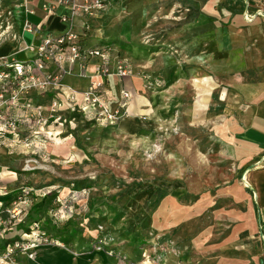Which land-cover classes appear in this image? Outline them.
Returning a JSON list of instances; mask_svg holds the SVG:
<instances>
[{"label": "rangeland", "instance_id": "374dc122", "mask_svg": "<svg viewBox=\"0 0 264 264\" xmlns=\"http://www.w3.org/2000/svg\"><path fill=\"white\" fill-rule=\"evenodd\" d=\"M113 3L119 4L116 10L105 15L101 27L92 26L85 43H114L116 53L145 67L152 112L140 117L145 125L133 137L84 126L81 147L88 158L77 170L49 177L25 174L32 185L15 191V198L29 190L32 206L40 208L9 226H21L29 234L38 223L41 238H27L35 246L34 257L18 253L16 263L264 264L253 205L236 196L239 186H245L244 173L225 158L221 142L210 141L204 128L195 131L189 125L191 109L200 100L193 80L213 78L229 64L223 60L224 47L216 44L221 32L213 31L216 43L208 56L214 59L206 63L201 59L207 51L206 29L190 34L181 30L197 18L196 10H185L189 13L184 21V7H173L171 0L140 8L138 15L130 0ZM5 4L14 9L16 3ZM175 31L180 38L172 42L168 38ZM181 43L190 47L188 57L181 53ZM14 44L5 43L0 57L17 50ZM190 53L198 60L191 61ZM211 96L208 110H215L219 95ZM205 110L198 109L197 121ZM185 148L195 152V159L189 150L180 153ZM196 160L197 167L191 165ZM52 179L60 185H53ZM21 239L23 233L14 242Z\"/></svg>", "mask_w": 264, "mask_h": 264}, {"label": "crops", "instance_id": "0c3cea01", "mask_svg": "<svg viewBox=\"0 0 264 264\" xmlns=\"http://www.w3.org/2000/svg\"><path fill=\"white\" fill-rule=\"evenodd\" d=\"M1 1L7 9H11L12 11L17 9L14 13V15L16 14L14 21L17 31L20 32L21 27L19 21L23 20V15L17 14L22 10L19 9L21 0H13L16 3L14 9L5 4L7 0ZM120 1L117 0V3H120ZM130 1L131 3L128 5L138 15L140 8L144 10V8L146 9L147 6L153 3L159 1L167 2L170 0ZM171 1H173V7L183 6V11H197V18L185 22L181 30L185 34H190L192 30L198 29L199 27L206 29L205 41L207 51L203 52L202 56H204L201 57V59H205L206 63L214 59L208 56L211 45L216 43L213 38V31L216 29V31L221 32L220 41L216 44L224 47L223 60L229 61V64L227 68L222 66L221 71L216 70L214 73L216 75L213 78L206 76L193 80L196 91L200 93V100L191 109V121L189 125L195 131L204 128L207 131L206 135L210 141L221 142L225 158L235 162L236 169L241 171V174L244 173L245 186H239L236 196L240 200L251 201L253 214L257 219L258 235L261 241V237L264 235L263 4L261 0ZM49 2L50 0H31L32 8L35 11L31 20L44 31L60 33L62 26L59 24V18L52 13H46L41 8L43 4ZM112 4L114 3L112 2ZM112 4L93 22V25L102 26L101 24L105 19V15L116 10L114 8L119 5ZM186 11L183 13L184 21L189 13ZM208 29L211 32H208ZM57 30L59 32H55ZM30 38L32 39V37ZM177 38H180L179 31H175L173 36L169 37L168 40L172 39L173 42ZM181 44V53L185 54V57H188L191 51L190 47L188 49V44ZM14 45L17 46L16 44ZM112 54L111 70H114L116 60L123 56L120 52L116 53L114 50ZM211 54L213 56V53ZM196 58L198 56L191 55L190 60L196 61L198 60ZM97 64L98 61L93 59L89 64V72H92L94 66ZM132 65L136 69V74L133 77L125 79L111 77L105 87V95L113 104L121 102L123 91L130 93V99L127 102L128 115L119 122L111 125L101 123L92 112L83 113L79 98L71 105L70 100L62 92L60 99L63 103L61 109L63 113V125H54L42 133L41 136L45 140L44 149L32 151L25 147L23 145V133L16 138V147L0 149V207L2 203L4 206L9 204L15 191L25 185H32L30 182L31 179L25 175L26 173L35 175L45 174L49 177V175L68 173L83 166L88 158L85 149L83 146L81 147L82 137L85 134L83 130L84 126L89 124L95 128H110L131 137L136 136L142 131L145 122L140 117H148L152 112L148 99L149 91L146 86L148 72L143 66ZM135 81H138V85L135 84ZM66 84L76 90L83 91L88 85V80L78 77H68ZM212 92L218 93V102L216 103L215 110H208L209 105L212 104ZM202 108H206V110L202 111V119L197 121L198 109ZM188 150L190 152V158L195 159V152L189 148L183 149V152L181 151L180 153L187 154ZM197 163L198 161L196 160V163H191V165L197 167ZM51 181L53 185H60L61 183L54 179ZM63 187L65 189L68 188L67 186ZM246 188L251 195L247 193ZM0 218L5 220L6 215L0 214ZM23 229L25 228L21 226L20 228H12L7 225H3L0 228V253L7 245L13 243L21 233L24 234ZM261 244L264 248V243L262 242Z\"/></svg>", "mask_w": 264, "mask_h": 264}, {"label": "built area", "instance_id": "2783aa9c", "mask_svg": "<svg viewBox=\"0 0 264 264\" xmlns=\"http://www.w3.org/2000/svg\"><path fill=\"white\" fill-rule=\"evenodd\" d=\"M114 1L117 0H50L41 8L58 15L62 30L56 34L44 31L31 20L35 14L31 0H21L22 10L17 15L22 14L23 21L21 31H17L14 11L4 7L0 0V48L9 41L18 46L0 57V149L16 147L21 133L23 145L29 150L44 149L42 133L54 125H63L62 92L71 105L79 98L83 113L92 112L101 123L111 125L128 115L130 93L123 91L121 102L113 104L105 95V87L111 77H133L136 69L127 58L118 57L115 69L111 70V46H86L80 33H90L93 22ZM27 35L32 37L30 41L25 40ZM93 59L98 64L89 72ZM68 77L88 80V85L83 91L76 90L66 84ZM23 192L25 195L12 198L7 207L1 204L0 214L6 215V219L0 218V228L21 223L28 215L32 197L29 190ZM39 226L34 223L31 233L9 244L0 253V264H17L18 253L33 258L35 246L27 238H41ZM261 241L264 243V235Z\"/></svg>", "mask_w": 264, "mask_h": 264}, {"label": "trees", "instance_id": "16d2710c", "mask_svg": "<svg viewBox=\"0 0 264 264\" xmlns=\"http://www.w3.org/2000/svg\"><path fill=\"white\" fill-rule=\"evenodd\" d=\"M81 33V36H82V44L86 45L87 44L85 43L86 39L88 38V36L90 37L91 35V32L88 33V34H85V31H82L80 32ZM114 45V43H104L103 40H102V46H112ZM20 194H22V192H20ZM17 194L14 193V195L12 196V198L16 197ZM40 208V205L37 204V205H34L31 207V209L29 210V213H28V217L31 218L33 216L34 213H36V211H38Z\"/></svg>", "mask_w": 264, "mask_h": 264}]
</instances>
